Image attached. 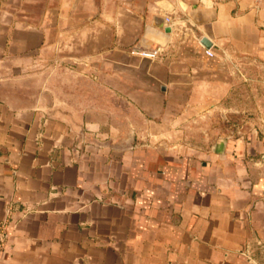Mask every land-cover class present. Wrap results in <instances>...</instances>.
I'll return each instance as SVG.
<instances>
[{
    "label": "crops",
    "instance_id": "obj_1",
    "mask_svg": "<svg viewBox=\"0 0 264 264\" xmlns=\"http://www.w3.org/2000/svg\"><path fill=\"white\" fill-rule=\"evenodd\" d=\"M232 61L264 0H0V264H264V129L127 145Z\"/></svg>",
    "mask_w": 264,
    "mask_h": 264
},
{
    "label": "rangeland",
    "instance_id": "obj_2",
    "mask_svg": "<svg viewBox=\"0 0 264 264\" xmlns=\"http://www.w3.org/2000/svg\"><path fill=\"white\" fill-rule=\"evenodd\" d=\"M229 64L230 68L223 70L222 86L203 84L196 93L175 95L178 106L162 111L160 117L164 122L161 118L144 116L145 120H154L158 125H150L146 120L148 124L141 126L145 135L129 134L127 145L136 140L142 144H155L162 150L195 152L216 147L246 130L264 129L261 66L252 61ZM128 116H132L131 110H128Z\"/></svg>",
    "mask_w": 264,
    "mask_h": 264
},
{
    "label": "built area",
    "instance_id": "obj_3",
    "mask_svg": "<svg viewBox=\"0 0 264 264\" xmlns=\"http://www.w3.org/2000/svg\"><path fill=\"white\" fill-rule=\"evenodd\" d=\"M164 23L167 24V25H170L171 24V18L169 16H165L164 17ZM132 52H137L143 56H147V57H155L157 54H158V48H154V49H141V48H131L130 49ZM206 53L207 54H211V51L209 48H206L205 49Z\"/></svg>",
    "mask_w": 264,
    "mask_h": 264
},
{
    "label": "water",
    "instance_id": "obj_4",
    "mask_svg": "<svg viewBox=\"0 0 264 264\" xmlns=\"http://www.w3.org/2000/svg\"><path fill=\"white\" fill-rule=\"evenodd\" d=\"M162 21V22H161ZM163 19L162 20H160V22L159 23H162L163 24ZM165 30H169V28L168 27H165ZM200 42L204 45V46H206V47H208V46H210V42L205 38V37H202L201 39H200Z\"/></svg>",
    "mask_w": 264,
    "mask_h": 264
}]
</instances>
